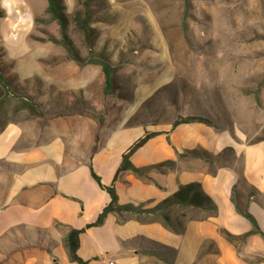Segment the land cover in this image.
<instances>
[{
	"label": "crops",
	"instance_id": "obj_1",
	"mask_svg": "<svg viewBox=\"0 0 264 264\" xmlns=\"http://www.w3.org/2000/svg\"><path fill=\"white\" fill-rule=\"evenodd\" d=\"M14 1L5 0L4 8H20ZM19 1L34 28L51 20L48 2ZM64 3L71 15L75 0ZM37 57L40 64L30 67L27 77L5 62L14 91L31 97L42 115L11 122L0 131V264H78L70 259L65 238L70 230L84 229L77 253L87 264H264L262 236L231 242L223 234L239 237L253 229L236 204L264 233V135L252 141L240 129L217 130L198 122L147 128L160 134L133 154L132 164L169 165L145 177L121 173L115 182L118 204L151 210L181 186L198 183L217 213L193 207L113 213L102 225L87 228L111 202L91 169L110 186L122 156L145 128L122 117L114 123L97 119L89 96L96 86L103 96L105 77L96 79L87 65ZM255 257L260 259L252 261Z\"/></svg>",
	"mask_w": 264,
	"mask_h": 264
},
{
	"label": "rangeland",
	"instance_id": "obj_2",
	"mask_svg": "<svg viewBox=\"0 0 264 264\" xmlns=\"http://www.w3.org/2000/svg\"><path fill=\"white\" fill-rule=\"evenodd\" d=\"M4 1V76L14 65L20 77H27L40 64L39 54L55 62L73 60L64 45L51 41L62 39L56 22L49 19L34 28L19 0L13 5L20 8L13 9L4 8ZM85 1L75 0L74 9L82 10ZM88 1L96 37L85 38L72 21L73 12L67 15V36L83 58L89 57L91 41L96 57L112 58V90L100 96L96 86L89 96L101 123L122 117L151 130L171 126L179 116H198L217 130L240 129L252 141L264 135V0ZM29 35V41L44 48L28 42ZM84 65L104 80L100 66ZM25 98L32 100L0 83V131L11 122L32 119Z\"/></svg>",
	"mask_w": 264,
	"mask_h": 264
},
{
	"label": "trees",
	"instance_id": "obj_3",
	"mask_svg": "<svg viewBox=\"0 0 264 264\" xmlns=\"http://www.w3.org/2000/svg\"><path fill=\"white\" fill-rule=\"evenodd\" d=\"M47 2H48L47 13L50 15L51 20L58 24L60 28V33L62 36V39L60 41H57L55 39L51 41L53 43L64 45L70 52L72 59L77 64L79 65L96 64L100 66L104 74V77H105L104 93L109 94V92L112 90V87H113L112 58L111 59L109 58L101 59V58L96 57L95 46H94L93 41H91V43L88 46L89 57L83 58L79 50L76 48V46L73 45V43L71 42V40L68 39V36H67V29H68L70 20L66 14V6L64 3V0H47ZM89 6H90L89 1L86 0L84 2V8L82 10L74 9L73 14H72V21L74 22L75 26L84 34L85 38L91 40L92 37L93 38L96 37V30L95 28L92 27V18H91ZM2 17H3V12L0 10V18ZM129 49L132 50L134 48L129 47ZM6 81L8 84L6 83ZM0 83L5 86H8V85L12 86V82L2 74L1 66H0ZM23 105L31 111V118H36L42 115L39 105L33 100H29L25 98L23 99ZM193 122H198V123H202L208 126H212L211 122L204 117L179 116L173 122L172 129L177 128L179 125L189 124ZM159 134H160L159 132H150L147 129H145L143 137L135 141L134 144L122 156L121 164L115 174L113 183L110 186H104L101 183L100 178L94 173V170L91 169V175L93 179L96 181V183L99 185V187L102 190L106 191L109 194L111 198V202L103 209L102 213L99 214L96 221L93 224L87 226V228L97 227V226L102 225L105 221V218L109 214H113V213L120 214L122 212H131V213H137V214L138 213L156 214L158 212L167 211L173 207H179L181 209L193 207V208H199V209L205 210L211 213L212 215H215L217 213V207L214 204L213 200L203 191L201 185L198 183H190V184L181 186L176 193H174L172 196L162 201L160 204H158L155 208L151 210H142L141 208L135 207L131 204H128V205L118 204V197L115 191V182L117 181L121 173L129 171L139 177H145L146 173L151 170H157L159 172H164L165 171L164 168H166L169 165L168 162H164V163L153 165V166L137 168L131 162V157L133 156V154L137 152L141 147H143L147 143V141H149L151 138ZM228 151L229 150H226L225 152H228ZM236 209L243 217H245L251 223L253 229L250 232L242 236H239V237L231 235L230 233L224 230L223 234L225 235L227 240L231 242H234L237 240L242 241L247 236L252 235V234H259L264 239V233L260 230L257 221L247 211V209H244L238 204H236ZM162 218L165 224L170 226L168 216L162 214ZM84 231L85 229L84 230H70L65 238V243L69 251L70 259L73 262H76L78 264H87L78 256V253H77L79 249V237Z\"/></svg>",
	"mask_w": 264,
	"mask_h": 264
},
{
	"label": "built area",
	"instance_id": "obj_4",
	"mask_svg": "<svg viewBox=\"0 0 264 264\" xmlns=\"http://www.w3.org/2000/svg\"><path fill=\"white\" fill-rule=\"evenodd\" d=\"M109 264H114L113 262H110Z\"/></svg>",
	"mask_w": 264,
	"mask_h": 264
}]
</instances>
